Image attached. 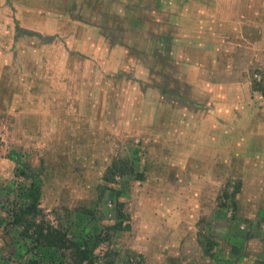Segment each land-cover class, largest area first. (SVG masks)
<instances>
[{
	"label": "rangeland",
	"instance_id": "obj_1",
	"mask_svg": "<svg viewBox=\"0 0 264 264\" xmlns=\"http://www.w3.org/2000/svg\"><path fill=\"white\" fill-rule=\"evenodd\" d=\"M200 1L173 0L168 5L181 9L188 19L190 13L185 11L201 9ZM256 1L252 12L258 10ZM2 9V27H11L14 14L4 19ZM146 17L150 19L138 16L148 22L146 30H153L155 20L165 21L153 14ZM167 20L171 19L167 16ZM242 31L232 27L228 39L241 36ZM113 32L110 38L116 40ZM97 36L98 42L106 41L107 52L118 48L107 37ZM168 36L162 43L171 40ZM41 38L33 44L36 51L27 41L26 54L19 53L17 64L11 61L0 67V264H28L35 253L40 264H79L70 250L63 256L59 250L38 246L28 236L34 237L33 227L21 236V226L31 217L14 225V214L30 203L28 189L36 182L39 212L33 221L66 232L69 240L98 236L92 247L93 264L260 263L264 218L260 220L259 212L264 205L256 200L260 191L250 186L246 193L242 185L240 169L246 157L240 158L237 149L225 150L220 119L212 127L211 120L218 117L197 109L206 98L193 94L195 80L182 75L191 74L189 67L177 62L182 69L177 80L164 79L173 73L162 65L166 55L179 48L187 51L185 57L189 40L175 46L172 38L171 49L159 53L164 59L151 58V79H145L147 67L136 50L125 60L122 54L116 59L109 53L97 54L90 37L84 39L86 58L97 55L100 69L80 56L78 46L69 48ZM5 49L9 52L11 47L0 46L1 56ZM33 53L37 60L42 54L45 61L31 60ZM237 53L232 46V71H236L232 81L247 80L257 90V98L264 97V67L249 65L240 77ZM249 56L254 59L251 52ZM216 63L221 64L220 57ZM37 66L40 71L55 70L49 79L44 73L36 78ZM215 66L214 62L218 77L222 69ZM222 80L226 79L214 78ZM118 209L124 219L113 230ZM210 240L216 245L207 255L204 244Z\"/></svg>",
	"mask_w": 264,
	"mask_h": 264
},
{
	"label": "crops",
	"instance_id": "obj_2",
	"mask_svg": "<svg viewBox=\"0 0 264 264\" xmlns=\"http://www.w3.org/2000/svg\"><path fill=\"white\" fill-rule=\"evenodd\" d=\"M169 1L173 0H46V4L43 3V0H3V2L0 0V11L2 7L3 18L6 19L10 14L15 16H13L15 23L11 24V27H2L3 19L0 18V46L8 44L11 47L9 52L5 49L2 56L0 55V67L8 66L11 61L13 64H17L19 53L24 54L26 52L25 43L27 41H30L32 52L36 51L32 48L33 44L36 43L37 45V41L42 39V36L50 39V42L53 41V44L56 43L54 40H57V44L62 43L69 48L78 46L80 56L93 63L96 62L97 55L86 58L87 49L83 45L85 44L83 40L90 37L89 41L95 45L97 54H105L106 56L109 53L114 55L116 59L122 54L125 60V58L131 57V50H136L137 54L143 56L144 66L147 67L144 78L151 79L149 77L150 65H152L151 58L164 59V55L159 56V53L170 48L172 38L176 40L175 46L189 40L190 52L185 57L187 51L182 52L179 48L166 55L168 59L162 65L164 68L171 67L173 73H170V76H164V79L170 78L174 82L177 80L175 76L182 71L177 66V62L190 68L191 74L182 73V75L195 80L194 85L191 82V87L194 89L193 94L205 95L206 98V101L203 102L205 105L202 104L197 109L208 112L210 110L213 116L218 117L217 120H211L212 127L218 124L220 119L223 129V142L227 144L225 150L235 151L237 149L240 158L246 157L244 166L240 169L244 190L247 193L250 186H254L256 191H260L258 199L256 198L257 203L264 205V97L257 98V90H252L249 81L238 82L237 79L233 81L231 79V75L236 72L232 71L235 69H232L231 64L233 62L231 61L232 46L238 52L237 55L240 59L238 64L240 77H244L242 74L249 65H262L264 67V0H258L259 5L255 7L258 10L253 12L252 4L256 3V0H225L222 4H217L218 0H201L198 2L202 5L201 9L185 11L190 13L188 19L185 18L187 16L182 15L181 9L179 10L176 6H169ZM213 3L215 7L211 5ZM131 9L135 10H132V15L129 13ZM200 11H202L201 16ZM27 13L31 15L32 19ZM152 14L155 18L165 21L155 20L153 21V30H146L144 26L148 22H143L138 16H144L146 21L150 19L146 16H152ZM157 14L158 16H156ZM167 16L171 20L166 21ZM231 20L234 21L231 22ZM47 22L50 23V26L46 24ZM232 27L235 30L243 29L242 35L228 39L231 36ZM9 29H11L12 34L8 33ZM68 29L70 32L66 33ZM112 31H115L114 34L117 33L116 40L110 38L109 33ZM170 31H174V33L177 31L178 34L173 36ZM59 33L64 36H60ZM87 33L89 35H86ZM97 34L107 37L111 40L110 45H116L118 48H111L108 45L111 50L107 52L106 41L98 42ZM167 35H170L168 37L171 40L162 43ZM65 37L68 39L64 40ZM249 37L254 40L252 41ZM225 38L227 39L225 40ZM163 44L165 50H161ZM186 45L188 46V44ZM243 47L246 48V51L249 49V54L251 52L254 59L250 60L249 54ZM244 51L242 65L240 55ZM33 55L31 60L38 61V64L45 61L42 54L39 55L38 60V55L35 53ZM135 55L136 52L134 51L132 58L136 61ZM214 56L220 57V65L216 63L217 58ZM214 62L217 70L219 66L222 69V73L218 77L213 71ZM138 65L141 67L139 62ZM98 66L100 69L103 68L102 65ZM33 70L37 73L36 78L44 73L43 77L49 79L55 69L40 71L37 66ZM80 73L78 81L81 87L83 85L81 82L82 72L80 71ZM197 76L203 77V79L200 80ZM219 76L226 80L214 81V78L217 79ZM21 105L22 103L16 104V108H20ZM208 115L213 117L212 114ZM263 212L264 207H261L260 220L264 218ZM258 252L260 263H264V245Z\"/></svg>",
	"mask_w": 264,
	"mask_h": 264
},
{
	"label": "trees",
	"instance_id": "obj_3",
	"mask_svg": "<svg viewBox=\"0 0 264 264\" xmlns=\"http://www.w3.org/2000/svg\"><path fill=\"white\" fill-rule=\"evenodd\" d=\"M115 168L116 167L113 164L112 170ZM115 171L117 170H113L111 172L115 173ZM27 195L29 196V198H31L30 203L27 206L18 209V211L14 214V218H13V223L14 225H16L22 221L23 217L25 216L31 217L29 218V221L26 219L25 225L23 224L21 226L23 231L21 232L20 235L24 237V235L27 234V231H29L33 227L34 237H32L31 233L28 236L30 238H33V241L37 243V245L39 244L46 248H54L56 249V251L59 250V252L63 256L65 255L64 252L66 250H70L71 256L76 263L93 264L95 256H93L92 247H93V243L94 242L96 243L99 240V237L96 236L93 238L91 236H86V237L80 236L77 237V239L69 240L67 239L66 232L60 229H54L50 226L44 227L43 224L41 223L36 224L33 220L36 214L39 212V210L37 209V204L40 197V187L37 184V182L31 184V186L28 189ZM232 200L233 202L231 206H234L235 205L234 196ZM117 213L119 220L117 225L111 227V229L113 230L119 228L124 219V216L121 214V211L119 209L117 210ZM126 228L128 229V226ZM215 245H216L215 242L212 240L206 241V243L204 244V246L206 247L204 252L207 255H210V252L213 249V247H215ZM28 264H40L36 256V253L34 254L33 258L29 259ZM106 264H111V262ZM258 264H264V263H258Z\"/></svg>",
	"mask_w": 264,
	"mask_h": 264
}]
</instances>
